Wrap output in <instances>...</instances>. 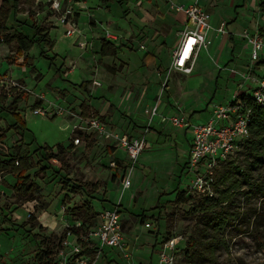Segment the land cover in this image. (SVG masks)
I'll return each instance as SVG.
<instances>
[{"label": "rangeland", "instance_id": "obj_1", "mask_svg": "<svg viewBox=\"0 0 264 264\" xmlns=\"http://www.w3.org/2000/svg\"><path fill=\"white\" fill-rule=\"evenodd\" d=\"M78 1L84 2L76 15L79 34L65 37L66 28L55 26L56 17L42 0H19L6 37L16 31L26 36L40 31L51 47L34 44L20 56L15 42L0 44V134L6 136L0 143V160L24 158L32 165L24 184L25 189L32 186L26 194L13 191V173H0V264H40L34 260L39 253L42 264L55 263L63 240L83 235L102 210L116 204L121 206L134 264L155 262L167 238H180L176 264H264V155L253 150L252 135L215 172V180L222 177L217 184L214 180L215 200L222 192L229 199L207 207L203 197L188 196L181 181L190 132L160 121V116L180 108L191 123L200 124L208 120L211 103H228L237 93L257 87L231 72L252 71L250 48L238 36L242 30L232 35L230 46L225 39L203 50L190 74L171 72L167 78L184 23L168 1L121 0L125 17L116 3ZM204 3L218 18L213 26L224 21L229 33L246 28L264 35V0ZM105 29L117 35L114 58L98 55ZM145 54L154 60L143 65ZM50 62L60 69L59 75ZM257 71L253 74L258 76ZM82 105L90 109L87 118L98 119L109 136L73 130L83 126ZM13 107L31 137L5 131L13 124ZM57 107L64 110L60 116L55 114ZM155 107L159 116L151 120ZM36 109L45 110V116L35 114ZM122 134H145L147 140L130 172L131 186L124 190L122 179L130 165L124 151L113 147L115 136ZM77 136L81 143L75 146ZM58 144L64 153L57 152ZM38 147L51 149L46 156L56 155L48 167L35 152ZM117 160L112 170L109 163ZM180 193L182 202L177 201ZM220 217L226 224L213 229ZM145 222L153 227L144 228ZM190 240L195 245L189 246ZM95 264L129 263L119 251L106 250Z\"/></svg>", "mask_w": 264, "mask_h": 264}, {"label": "built area", "instance_id": "obj_2", "mask_svg": "<svg viewBox=\"0 0 264 264\" xmlns=\"http://www.w3.org/2000/svg\"><path fill=\"white\" fill-rule=\"evenodd\" d=\"M166 1L169 3V9L180 13L185 22L165 77L168 78L171 72L188 75L191 73L199 53L207 50L212 44L209 38L210 14L199 1L187 5L175 4L172 0ZM42 2L49 4L50 10L55 15V26L66 28L65 37H73L75 33L79 34L76 28L79 17L76 15H79L84 9V2L78 0H42ZM216 32L220 37L230 35L224 21L219 23ZM238 36L250 48L252 71L247 70L241 73L231 70V72L237 74L243 83L252 82L257 87L252 91L237 93L228 103H211L207 107L210 112L208 120L200 124L191 123L180 108L168 116H160L161 123H168L174 128L187 130L191 134L187 162L182 172L181 181L184 192L192 198L215 197L213 184L216 170L232 154H235L249 138V122L253 114V107L264 108V35L258 31L251 33L244 30L238 33ZM103 37L109 42L117 41V35L110 32L109 29H105ZM253 70H258L261 74L254 75ZM164 88L165 83H163ZM157 111V107L153 108L151 120L159 116ZM34 113L45 116L46 111L36 109ZM63 113L64 110L61 107L56 108V115L60 116ZM82 119L80 121L83 126L75 125L73 130L83 132L89 129L99 136H109L105 126L98 119ZM115 141L114 149L123 150L130 165L126 176L122 179V190H124L131 186L130 172L139 155L147 148V140L145 134L138 137L122 134L115 136ZM73 142L75 146L81 143L78 136ZM109 166L115 170L117 162L111 161ZM120 207V204H116L110 209L102 210L97 217V223L93 226L87 225L83 235H71L63 240L57 249V259L53 264H95L99 258L105 255L106 250L109 252L119 251L129 264H134L124 237ZM143 226L152 228L153 224L145 222ZM179 241L180 238H167L161 241L155 262L149 259V262L145 264H176Z\"/></svg>", "mask_w": 264, "mask_h": 264}, {"label": "trees", "instance_id": "obj_3", "mask_svg": "<svg viewBox=\"0 0 264 264\" xmlns=\"http://www.w3.org/2000/svg\"><path fill=\"white\" fill-rule=\"evenodd\" d=\"M103 4H109V3H116L119 6V9L121 10L122 17H125L126 10H124V5L122 4L121 0H101ZM19 0H1V6H0V38L2 39V42L0 44H10L12 42H15L17 45L16 53L20 56L24 55L34 44L39 45L41 48L45 46L51 47L50 41L47 39V36L43 34V32L36 31L34 34L30 36H26L23 33H20L16 31L14 35L11 36L10 39L6 37L7 32V23L9 20L14 19L16 17V14H18L19 9ZM33 27V26H31ZM232 40V37H231ZM118 47L113 45L111 42H107L104 39H100V50L98 51V55L100 58H106V57H116L118 55ZM42 54H44V51L42 50ZM26 56V55H25ZM25 58H28L26 56ZM154 60V57L151 55L145 54L142 58V64L145 65L147 62ZM50 67L54 68L56 73L59 75L60 69L55 68L54 64L50 62ZM17 103V99L14 100L12 103L13 106H15ZM83 109L82 111V118H87V111L90 110L88 107H81ZM1 111V110H0ZM15 107H13V110L11 111V115L14 117L13 124L8 126L5 131H20L22 135H29L27 132V129L25 127L24 122L20 119L19 115L16 113ZM249 132L250 135L253 137V150L263 154L264 155V108L260 107H253V114L250 118L249 122ZM31 137V136H30ZM6 136L5 134H0V143H2L5 140ZM32 140H34L32 138ZM57 152L64 153V149L62 145H56ZM51 151L49 148H43L38 147L35 152L37 153L40 160L43 162L45 161L47 167H48V160L54 159L56 155H47ZM118 163V160L116 161ZM32 168L31 163L28 159L19 158L18 160H0V173H13L16 176L17 182L15 183L13 187V191L15 193L21 192L22 194H26V191L29 190V188L32 186L30 185L28 189H25L24 184L27 180H29V177L26 176L27 172ZM222 181V177L219 181L215 180V184ZM28 182V181H27ZM35 188H38L37 185H34ZM184 193H180L177 196V201L182 202ZM229 199L228 193L222 192L217 200L214 198H204L202 205L211 207L213 206L214 201H221L225 202ZM158 205L155 207L157 208ZM89 220V219H86ZM91 222V221H90ZM226 219L223 217H220L216 223L213 225V229H221L223 225L226 224ZM195 245V242H192L190 240L189 246ZM90 254L89 252H87ZM41 257L42 253L37 254L34 257V260L36 263H41Z\"/></svg>", "mask_w": 264, "mask_h": 264}, {"label": "crops", "instance_id": "obj_4", "mask_svg": "<svg viewBox=\"0 0 264 264\" xmlns=\"http://www.w3.org/2000/svg\"><path fill=\"white\" fill-rule=\"evenodd\" d=\"M200 2V1H199ZM191 3V2H190ZM181 4V3H180ZM184 4H188V3H184ZM202 4H203V6L205 7V3H204V1L202 2ZM205 9H206V7H205ZM207 10V9H206ZM207 12L210 14V26H211V31H210V33H209V38L211 39V41H212V45H211V47H210V49H212L215 45L216 46H218V44L220 43L219 41H221V40H225L226 39V45H228V46H230L231 45V43H230V41H231V37H232V35H234L235 33H236V31L238 32V31H244V30H246V28H244V29H242V28H237V30H233V28L232 27H234V25L237 23V21L235 22V24L234 25H232L231 26V28H232V30H230L229 29V31H232V32H230V35H228V37L227 36H224V37H220V36H218L217 34H216V32H215V28L216 27H218V25H219V23L216 25V26H213V22H215V20H218V18H215V16H214V19H213V16H212V14L207 10ZM235 20V19H234ZM237 20H238V18H237ZM184 22H185V19H184ZM226 24H227V22H226ZM183 26H184V23L182 24V29H183ZM181 29V30H182ZM239 29V30H238ZM241 31V32H242ZM101 39H104V37L102 36V38ZM105 40V39H104ZM227 40H228V42H227ZM106 41V40H105ZM107 42H109V41H107ZM117 41H113V42H111L113 45H115V46H118V44L116 43ZM225 45V47H227ZM177 46V45H176ZM99 50H100V41H99ZM202 52V51H201ZM200 52V53H201ZM200 53H199V55H198V57H197V60H196V62H195V66H196V64H197V62H198V58H199V56H200ZM106 58H108V57H106ZM101 59H105V58H101ZM195 66L193 67V69H195ZM169 68V67H168ZM192 69V70H193ZM192 72V71H191ZM174 74V73H173ZM256 74H261L260 73V71H257L256 72ZM207 109V108H206Z\"/></svg>", "mask_w": 264, "mask_h": 264}]
</instances>
